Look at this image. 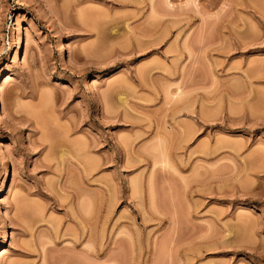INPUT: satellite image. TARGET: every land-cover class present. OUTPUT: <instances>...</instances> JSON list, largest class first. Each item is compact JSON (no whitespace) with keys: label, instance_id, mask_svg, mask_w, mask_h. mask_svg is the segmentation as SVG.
Here are the masks:
<instances>
[{"label":"rangeland","instance_id":"rangeland-1","mask_svg":"<svg viewBox=\"0 0 264 264\" xmlns=\"http://www.w3.org/2000/svg\"><path fill=\"white\" fill-rule=\"evenodd\" d=\"M0 264H264V0H0Z\"/></svg>","mask_w":264,"mask_h":264},{"label":"bare ground","instance_id":"bare-ground-1","mask_svg":"<svg viewBox=\"0 0 264 264\" xmlns=\"http://www.w3.org/2000/svg\"><path fill=\"white\" fill-rule=\"evenodd\" d=\"M103 23H101V25H102ZM99 30V29H98ZM54 73V72H53ZM51 75V74H50ZM49 80H51V76H50V78H49ZM13 91V90H12ZM12 93L13 92H11L10 90H8V91H6V97H4L6 100H4L5 102L7 101V102H9V100H11V98H12ZM6 102V103H7ZM122 102H124L123 100H122ZM9 174V173H8ZM11 180V179H10Z\"/></svg>","mask_w":264,"mask_h":264}]
</instances>
